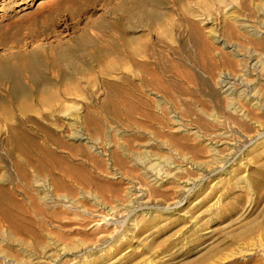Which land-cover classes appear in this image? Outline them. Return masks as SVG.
<instances>
[{
    "label": "rangeland",
    "instance_id": "1",
    "mask_svg": "<svg viewBox=\"0 0 264 264\" xmlns=\"http://www.w3.org/2000/svg\"><path fill=\"white\" fill-rule=\"evenodd\" d=\"M24 1L0 0L5 256L29 262L44 252L49 264H264V138L247 150L240 143L215 176L203 167L126 195L128 184L145 182L138 165L147 156L169 160L170 138L193 148L190 158L208 160L185 132L204 127L185 112L213 109L222 97L216 82L238 76L234 55L252 52L245 25L257 28L264 0H33L16 13ZM178 123L185 127L176 130ZM185 178L197 180L182 189L177 181ZM82 192L124 212L98 235L60 205L36 209L41 196L63 204ZM110 247L111 257L101 258Z\"/></svg>",
    "mask_w": 264,
    "mask_h": 264
},
{
    "label": "bare ground",
    "instance_id": "2",
    "mask_svg": "<svg viewBox=\"0 0 264 264\" xmlns=\"http://www.w3.org/2000/svg\"><path fill=\"white\" fill-rule=\"evenodd\" d=\"M32 2L33 0H25L16 13L30 8ZM2 7L0 6L1 9H3ZM258 15L259 20L257 28L251 24L245 25V27L250 30L248 31L249 33L244 32L246 38H250L245 44L251 47L250 49H252V52L248 56H245V58L243 56L239 57V53H235L234 55L235 58H237V66L239 68L238 76H222L219 81L216 82L222 95L221 99L215 104L216 106L209 110H206L204 107H199L196 109V114L191 113L190 110H186L185 112V117H195L196 121L204 127L202 130L199 126L193 125L187 128L185 132L188 136L192 137L194 144L202 146L199 150L202 154H207V156L208 154L210 155L206 157L208 160L199 161L185 155L191 151L194 154V149L179 145L178 141L173 138H170L172 140L170 146L175 149L171 152L168 161L151 158L146 155L148 151H142V154H145L147 157L138 166L142 176H144L143 179L145 182L142 183V186H132V184H128L126 195L129 199L130 195L139 197L146 191L153 190V188L159 186L161 183L165 182L167 178L174 176L176 173L201 172L204 167L208 173L215 176L220 173L221 170L227 168L231 155L235 153V150H240V143H242L245 150H247L248 148L246 147L264 138V4L259 7ZM239 24L240 26L244 25L243 23ZM248 77L250 78L246 83L245 80ZM173 118H177V116L174 114ZM231 124L237 127V131L233 130ZM177 126L176 130L185 127L181 123H178ZM235 134L238 135L239 141L230 139ZM77 140L84 139H82V136H78ZM227 145H231L233 149L223 154L222 152ZM148 146H150V144ZM185 151H187V153ZM134 155L136 157L141 156L139 153ZM116 157L117 154H114V159H116ZM118 162L121 161L118 159ZM202 162L206 163V165L202 166L200 164ZM120 165H122V163H120ZM118 177L119 176H117V178ZM200 179L201 178H199V180ZM195 180L185 178V180L177 181V183L184 189L188 185H192ZM190 191L191 189H185V192ZM85 193L88 192H82L80 194V199L77 200L67 198L63 204H60V196L55 197V205L51 204L53 198H49L48 195L45 194L47 197L41 196L38 198L39 204L36 206V209L42 213H48L50 209L60 205L65 214L72 216L73 219H76L79 223H83L80 225V228L85 227L88 231H91L90 233L100 234L102 232L100 227L103 224H108L117 219V217L124 212V206H111L101 202L100 199L88 198V196L84 195ZM137 193H139V196ZM80 200L91 201L93 207L84 208L79 204ZM178 204L179 202H176L175 205ZM72 217H69V219H72ZM259 225V229L264 232V220H261ZM254 232L255 230L249 231L247 236H252ZM99 237H101V235L98 237L95 236L94 238L95 240H99L101 239ZM7 243V239L0 237V264H49L53 262V259L45 262L48 256H45L46 253L44 252H42V257L36 254H32L34 256H28L26 259H28L29 262L22 260V258L11 259L9 256H5L2 250L3 246H8ZM103 252L104 254L101 255V258L111 257V252H113V250H111L110 247ZM41 259L44 260L42 261ZM146 264H150V260H148Z\"/></svg>",
    "mask_w": 264,
    "mask_h": 264
}]
</instances>
